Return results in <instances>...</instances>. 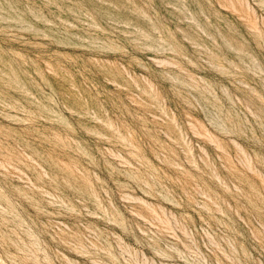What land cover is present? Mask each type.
<instances>
[{"label":"rangeland","instance_id":"rangeland-1","mask_svg":"<svg viewBox=\"0 0 264 264\" xmlns=\"http://www.w3.org/2000/svg\"><path fill=\"white\" fill-rule=\"evenodd\" d=\"M0 264H264V0H0Z\"/></svg>","mask_w":264,"mask_h":264}]
</instances>
